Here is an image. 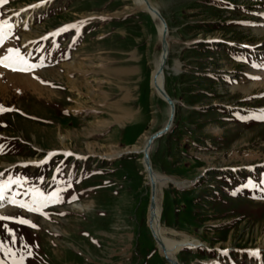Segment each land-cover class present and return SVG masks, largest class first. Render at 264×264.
I'll list each match as a JSON object with an SVG mask.
<instances>
[{
	"label": "rangeland",
	"instance_id": "obj_1",
	"mask_svg": "<svg viewBox=\"0 0 264 264\" xmlns=\"http://www.w3.org/2000/svg\"><path fill=\"white\" fill-rule=\"evenodd\" d=\"M149 1L175 102L149 150L169 180L155 197L167 235L193 243L174 259L264 264V0ZM155 24L132 0H0V264H174L127 151L169 118Z\"/></svg>",
	"mask_w": 264,
	"mask_h": 264
},
{
	"label": "bare ground",
	"instance_id": "obj_2",
	"mask_svg": "<svg viewBox=\"0 0 264 264\" xmlns=\"http://www.w3.org/2000/svg\"><path fill=\"white\" fill-rule=\"evenodd\" d=\"M132 1L138 10L145 11L147 13L149 12L154 17V21L157 24L159 23V20L157 19L156 14L148 8L146 0H132ZM150 3H151V5H153L152 2H150ZM167 38H168V36H167ZM159 63H160V60L157 59V61L155 63V68H154V71H153V74L151 77L152 88L156 94H157L156 83H158V84L161 83V76L160 75L157 76V74H156L157 73L156 72L157 66ZM126 99H128V98H126ZM123 113L120 116H115V117L113 116V120L115 123L121 124V123H124L126 121V119L128 117V113H124V114ZM170 115H171V109L169 108L168 117H170ZM148 139L149 138H146L145 144L147 143ZM145 144H144V146H145ZM132 145H134V144H132ZM143 149H144V147L141 149V148H138V146H133V147L129 148L127 151H130V152L131 151H134V152L135 151H142L143 152ZM114 155L115 154H112L111 156H114ZM146 174L149 178L154 179V181L156 182V185L158 184L160 186H166L169 183L168 179H165V178H163V176H160L159 174L155 173L153 168H152V174L149 175V170L146 167ZM3 184H7V183H3ZM183 185L184 184H178V186H180V188H182ZM161 212H162V206H161L160 202L158 201V199L155 197V202L149 210V219H150L149 228L151 231H153L154 236L158 239L157 244H158V248L160 249L161 255H163L166 258V260H168V262L171 263V262H173L172 260L175 258V254L181 248L186 247V246H192L193 243H191L189 241L190 239L188 240V238H185L183 240H177V239L169 237L167 235L166 230L164 228H162V226H161V222H160Z\"/></svg>",
	"mask_w": 264,
	"mask_h": 264
},
{
	"label": "water",
	"instance_id": "obj_3",
	"mask_svg": "<svg viewBox=\"0 0 264 264\" xmlns=\"http://www.w3.org/2000/svg\"><path fill=\"white\" fill-rule=\"evenodd\" d=\"M146 1H147L148 8L156 14L157 19L159 20V23L155 24L156 32H157V35H158L160 42H161V51H160L159 56L157 58L158 60H160V63L158 64L157 70H156L157 76L158 75L161 76V83L160 84L156 83L157 95L161 99H163L169 105V108L171 109V115L168 118L165 125L149 136V139H148V141L145 144L144 149H143V162H144L145 166L147 167V169L149 170V175H151L152 174V166H151V162L149 159V149H150L151 144H152L154 139L165 134L171 128V126L173 124L174 115H175V102L167 94V92L164 88V68L166 67L165 62H166L167 56L169 54V41L167 38V35H168L167 23H166L165 18L161 15L160 11L156 7L151 5L149 0H146ZM148 14L154 20V17L149 12H148ZM150 86L152 87L151 78H150ZM118 157L119 156H116L115 158H118ZM149 181H150V185H151V196H150V205H149V207H150L155 202L156 182L154 181L153 178H149ZM147 224L150 226V219H147ZM151 232H152V236H153L154 240L156 241V246L158 248V244H157L158 239L154 236L153 231H151ZM158 250L160 252L159 248H158ZM172 261L174 264H177V261L175 259H173Z\"/></svg>",
	"mask_w": 264,
	"mask_h": 264
},
{
	"label": "snow or ice",
	"instance_id": "obj_4",
	"mask_svg": "<svg viewBox=\"0 0 264 264\" xmlns=\"http://www.w3.org/2000/svg\"><path fill=\"white\" fill-rule=\"evenodd\" d=\"M4 2H6V0H4ZM13 70H16V69H13ZM0 110H4V109H2V107H0ZM256 118H258V119H264V113H262L259 117H256ZM0 199H2V197H0ZM30 210H36V209H30ZM21 222H24V221H21ZM253 255H256V253H253Z\"/></svg>",
	"mask_w": 264,
	"mask_h": 264
},
{
	"label": "trees",
	"instance_id": "obj_5",
	"mask_svg": "<svg viewBox=\"0 0 264 264\" xmlns=\"http://www.w3.org/2000/svg\"><path fill=\"white\" fill-rule=\"evenodd\" d=\"M169 94V93H168ZM169 96H170V94H169Z\"/></svg>",
	"mask_w": 264,
	"mask_h": 264
}]
</instances>
